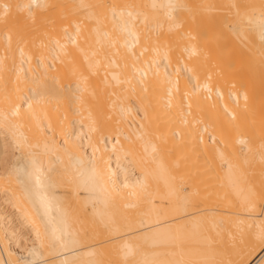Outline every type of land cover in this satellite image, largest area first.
<instances>
[{
  "label": "bare ground",
  "instance_id": "1",
  "mask_svg": "<svg viewBox=\"0 0 264 264\" xmlns=\"http://www.w3.org/2000/svg\"><path fill=\"white\" fill-rule=\"evenodd\" d=\"M259 72L264 0H0V264H264Z\"/></svg>",
  "mask_w": 264,
  "mask_h": 264
},
{
  "label": "rangeland",
  "instance_id": "2",
  "mask_svg": "<svg viewBox=\"0 0 264 264\" xmlns=\"http://www.w3.org/2000/svg\"><path fill=\"white\" fill-rule=\"evenodd\" d=\"M255 80L257 81V83L259 84H264V73L263 72H259L256 76H255ZM7 207V206H6ZM9 210H11V208H8Z\"/></svg>",
  "mask_w": 264,
  "mask_h": 264
}]
</instances>
